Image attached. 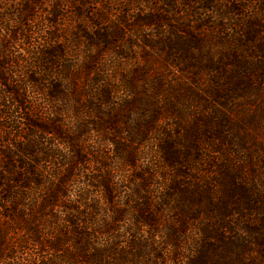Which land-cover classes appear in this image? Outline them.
<instances>
[{"label":"trees","instance_id":"1","mask_svg":"<svg viewBox=\"0 0 264 264\" xmlns=\"http://www.w3.org/2000/svg\"><path fill=\"white\" fill-rule=\"evenodd\" d=\"M155 1L156 10L126 25L143 36L144 61L120 74L122 60L102 59L105 48L119 43V26L101 28L92 17L96 28L85 30V37L99 52L77 64L56 26L58 5L45 16L51 28L44 46L33 44L28 23L36 1L16 8L14 26L8 18L4 24L0 14V190L8 186L4 193L12 195L21 183L26 193L38 192L30 198H39L8 207L1 201L7 198H0V264H162L174 260L165 256L167 249L182 255L191 230L186 264L264 262V198H253L243 176H229L226 165L220 178L202 176L193 164L202 157V119L211 118L199 114L186 127L183 121L187 95L200 98L204 81L214 101L264 89V0ZM189 17L191 24L184 22ZM163 22H172V33L161 30ZM145 27L160 30L158 44L145 39ZM70 39L74 43L75 36ZM19 40L22 51L15 53L11 45ZM213 46H222L218 56ZM155 47L163 57L150 53ZM126 53L118 52L120 58ZM29 107L39 109L40 117ZM168 114L181 131L160 129ZM214 114L222 127L228 115L220 109ZM9 115L14 118L2 122ZM93 132L129 168V178L115 181L109 156L82 145ZM157 132L152 158L138 145ZM90 156L99 168L94 177L84 171ZM77 172L87 182L74 191ZM91 185L102 188V198H91ZM154 187L160 198L151 202ZM121 191L127 197L122 202L116 198ZM130 217L135 228L124 230ZM9 231L15 235L7 245Z\"/></svg>","mask_w":264,"mask_h":264},{"label":"rangeland","instance_id":"2","mask_svg":"<svg viewBox=\"0 0 264 264\" xmlns=\"http://www.w3.org/2000/svg\"><path fill=\"white\" fill-rule=\"evenodd\" d=\"M1 0V11L2 22L5 24L7 18L10 23L15 25L14 15L17 11V7H21L22 4H28L30 2H35L34 9V18L28 23H31L33 26L34 32V41L33 44L38 46H44L45 44V32L50 30L51 23L45 20V16L55 5L59 7V21L57 22V28H59L63 34V39L66 41V46L75 51L76 58L75 62L79 64L84 62V59L93 53L99 52V47L97 44H89L86 39L85 30H94L96 28L95 24H92L91 18L95 20H100L101 28H114L119 26L121 29V34H119L120 41L112 49H106L103 52L102 59L107 62L121 61V69L118 70V73L131 72L134 65H139L144 61V43L142 41V35H134L133 30L127 29L126 25L131 24L133 20L143 14H148L152 10H156L159 5L156 4L155 0H88V5L83 6L80 3V0ZM104 2H107L108 6L104 5ZM79 11V7H82ZM187 17V16H186ZM193 19L189 17V22L185 21L188 24H191ZM172 24V22H169ZM168 22H163V31L166 35L172 33L173 29ZM142 30V34L145 35L146 40H150L155 44H158L160 40L158 39V34L160 30L156 28L145 27ZM75 36L74 43L71 42V37ZM116 39V38H115ZM20 40L15 44L11 45V50L15 53H19L21 48H19ZM52 44V42H51ZM115 44V43H114ZM110 48V47H109ZM214 54L217 56L222 51V46H213ZM122 51L127 52L125 56L127 58H120L118 52ZM151 54L161 53L163 57V52L155 47V49H149ZM162 59V58H161ZM124 60V61H123ZM112 62V63H113ZM158 65V63H156ZM112 68V67H110ZM257 80H259V75L257 74ZM171 78L175 77L170 74ZM264 81V76H262L261 82ZM221 86V85H219ZM202 90V96L200 98L188 97L184 101L186 108L189 107L186 116H184L183 121L185 127L188 123L195 120L199 114H203L206 118H211V122L205 119H202L201 125L203 131L199 135L200 138V148L199 154L202 155L201 159L193 164V167H196L200 170V173L204 177H208V180L214 178H220L224 172L222 166H227V172L229 176H243V179L249 184L251 191H254L253 198H264V89H255V90H246L245 94L239 92L237 95H233L237 98H231L230 101H227L223 98H218L214 101L213 97L208 96L206 82L200 85ZM27 96L32 97V93L26 91ZM171 91L165 92L162 96L163 100L169 98ZM115 103L120 102V97H117L114 101ZM32 108V107H31ZM31 108H28V112H31ZM45 110V108L43 107ZM221 110L222 113L228 115L227 122H224L223 126L220 127V120H218L214 114L215 110ZM38 111V112H37ZM35 113L32 111L34 116L40 117L41 111L37 109ZM25 113V112H24ZM24 113H20L19 116H24ZM37 114V115H36ZM43 116V115H41ZM12 115L5 116L1 118L2 122H8L12 118ZM14 118V117H13ZM199 118V117H198ZM20 119V118H19ZM179 121H182L180 119ZM178 120L173 118L170 114L167 115V118H164L160 122V129L163 131V128H171L174 132L181 131L177 126ZM122 125H125L122 123ZM1 130V129H0ZM220 130V132H219ZM112 131V130H110ZM108 131V132H110ZM130 133L124 132L123 136H129ZM108 136H111L108 133ZM153 139L150 141L139 144L138 150L146 152L147 156L154 158V155L151 152L154 151L155 145L153 144L154 138L159 136L158 132L153 134ZM100 137L98 132H93L87 139L86 142L83 141L82 145L96 152L98 149H102L103 153L109 156V165L108 172L115 176V181H120L122 179H127L131 176L132 172L127 168L124 162L119 161L115 153L105 147V145L100 144ZM101 142L103 143V137H101ZM106 139L104 140V143ZM91 157V156H90ZM92 164H86L84 169L85 172L94 177L99 170L98 165L94 157H91ZM119 161V162H116ZM195 169V168H194ZM171 178V177H170ZM87 178L81 175V173H76L74 181L71 186L75 191L80 187H85ZM125 183V182H124ZM122 183V184H124ZM8 186H4L0 190V198H7V201H3L2 204L6 207L13 204L14 201L19 202L20 204H26L31 200L39 198H30L29 196L37 195L38 192L34 191L33 194L26 193V188L22 184H16L13 188V193H4ZM152 195L151 202H154L156 198H160L159 189L154 187L151 188ZM104 195L102 188L91 185L90 186V196L91 198H102ZM119 201H123L124 198H127L126 195L121 191L117 194L116 197ZM2 207H0V222L2 216ZM127 218L122 225V228L130 230L135 228V225ZM161 220H167V216H161ZM138 231H147L143 226L139 228ZM146 233V232H145ZM144 234V233H143ZM14 232H8V239L4 241L9 244L11 239L14 236ZM162 236H156V239H159L162 243ZM194 237L193 231L191 230L187 234L186 242L183 243V251H180L182 255H176L172 249H167L166 255L168 258L172 257L174 260L167 259L162 262V264H186V258L188 248L191 249V244L189 241ZM171 248V246H169ZM169 251V252H168ZM261 263V262H257ZM261 264H264L262 261Z\"/></svg>","mask_w":264,"mask_h":264}]
</instances>
